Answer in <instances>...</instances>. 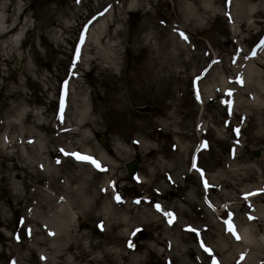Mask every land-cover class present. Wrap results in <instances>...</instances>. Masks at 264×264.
<instances>
[{"label":"rangeland","instance_id":"374dc122","mask_svg":"<svg viewBox=\"0 0 264 264\" xmlns=\"http://www.w3.org/2000/svg\"><path fill=\"white\" fill-rule=\"evenodd\" d=\"M0 264H264V0H0Z\"/></svg>","mask_w":264,"mask_h":264},{"label":"bare ground","instance_id":"6f19581e","mask_svg":"<svg viewBox=\"0 0 264 264\" xmlns=\"http://www.w3.org/2000/svg\"><path fill=\"white\" fill-rule=\"evenodd\" d=\"M132 166L133 165L131 163H129L127 165V170H128L129 174H133L135 172L134 167H132ZM59 203H61V202H59ZM65 209H66V206H65L64 202H62V204L59 205L56 209H50L52 216H53V219L47 220L48 222H51V224H52V226H47V230L56 226L58 231L60 232L59 229H61V228L59 227V225L61 227H63L65 225V223L63 222V219H62L65 217V214H66ZM74 218H75L74 216H71V219H74Z\"/></svg>","mask_w":264,"mask_h":264},{"label":"water","instance_id":"95a60500","mask_svg":"<svg viewBox=\"0 0 264 264\" xmlns=\"http://www.w3.org/2000/svg\"><path fill=\"white\" fill-rule=\"evenodd\" d=\"M136 110L138 112H140V113H147V112L151 111L149 107L140 108V109H136ZM100 142H101V145L105 148L106 151H110V149H109V147H108V145L106 143V140L103 137L100 138ZM169 196L172 197L173 196L172 193H170Z\"/></svg>","mask_w":264,"mask_h":264},{"label":"snow or ice","instance_id":"6c2138e0","mask_svg":"<svg viewBox=\"0 0 264 264\" xmlns=\"http://www.w3.org/2000/svg\"><path fill=\"white\" fill-rule=\"evenodd\" d=\"M181 35H183V34H181ZM78 159H87L86 157H78ZM117 199H119V198H117ZM156 208H157V210L159 211L160 209H159V205H157L156 206ZM167 215L169 216V217H171V213H167ZM229 231H232V226L231 225H229ZM233 235H235V233L233 232ZM237 239H238V237H237ZM131 246V245H130ZM206 251H207V249H205Z\"/></svg>","mask_w":264,"mask_h":264}]
</instances>
